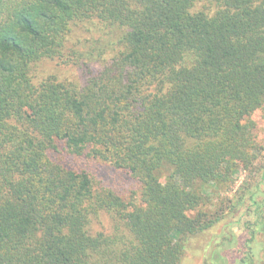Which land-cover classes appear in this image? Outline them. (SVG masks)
<instances>
[{"label":"trees","instance_id":"1","mask_svg":"<svg viewBox=\"0 0 264 264\" xmlns=\"http://www.w3.org/2000/svg\"><path fill=\"white\" fill-rule=\"evenodd\" d=\"M94 20L119 30L108 55L36 80ZM258 109L264 0H0V264H180L235 206L212 209L210 187L259 157ZM58 141L128 171L140 201L51 158ZM102 212L129 237L95 231Z\"/></svg>","mask_w":264,"mask_h":264},{"label":"rangeland","instance_id":"2","mask_svg":"<svg viewBox=\"0 0 264 264\" xmlns=\"http://www.w3.org/2000/svg\"><path fill=\"white\" fill-rule=\"evenodd\" d=\"M203 2V1H202ZM202 2L198 7L202 8ZM98 21L80 22L72 26L66 42L65 55L56 59H43L35 67L36 80L46 76L59 79H78L88 67L99 64L100 58L112 50V42L119 30L106 33ZM101 54L97 56L99 53ZM256 123V139L260 155L250 168L239 166L227 186L210 187L211 208L218 209L222 201L235 204L231 211L213 227L189 238L185 256L180 264H243L247 248L254 264H264V117L262 109L251 116ZM51 158L78 169L87 170L98 184L110 188L126 201H140V184L126 170L116 168L87 156L67 154L64 143L57 142ZM229 200V202H228ZM94 230L108 236L117 233L128 236L123 222L102 212L94 220ZM124 238H127V237Z\"/></svg>","mask_w":264,"mask_h":264}]
</instances>
